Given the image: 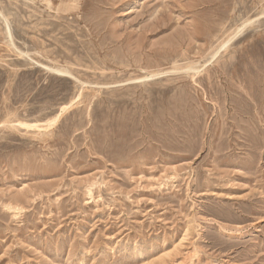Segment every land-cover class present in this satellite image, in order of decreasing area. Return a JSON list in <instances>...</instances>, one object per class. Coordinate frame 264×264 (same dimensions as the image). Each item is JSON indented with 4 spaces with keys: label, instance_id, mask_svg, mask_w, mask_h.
<instances>
[{
    "label": "rangeland",
    "instance_id": "374dc122",
    "mask_svg": "<svg viewBox=\"0 0 264 264\" xmlns=\"http://www.w3.org/2000/svg\"><path fill=\"white\" fill-rule=\"evenodd\" d=\"M0 264H264V0H0Z\"/></svg>",
    "mask_w": 264,
    "mask_h": 264
},
{
    "label": "bare ground",
    "instance_id": "6f19581e",
    "mask_svg": "<svg viewBox=\"0 0 264 264\" xmlns=\"http://www.w3.org/2000/svg\"><path fill=\"white\" fill-rule=\"evenodd\" d=\"M252 23V22H251ZM248 24V23H247ZM245 26V25H244ZM241 30V29H240ZM239 30V31H240ZM245 30V29H244ZM241 32V31H240ZM237 34V33H236ZM235 36V35H234ZM232 37V38H235V37ZM236 36H238V34L236 35ZM231 40V39H230ZM230 40H229V42L227 41V43L224 45V47L222 48V49H224L226 46H228L229 45V43H230ZM235 40V39H234ZM232 41V40H231ZM220 50V49H219ZM218 52H221V50L220 51H218ZM217 54V56L220 54H218V53H216ZM215 58V57H214ZM48 70H50L51 72H53L54 74H56V75H62V76H67V77H69V78H73L72 77V75L69 73V72H67V71H63V70H58V69H51V68H48ZM153 77V76H152ZM150 78V77H149Z\"/></svg>",
    "mask_w": 264,
    "mask_h": 264
}]
</instances>
